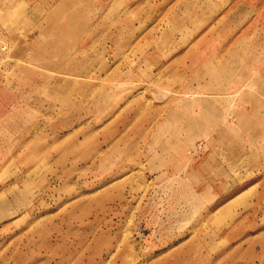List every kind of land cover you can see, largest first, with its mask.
<instances>
[{"label": "rangeland", "instance_id": "obj_1", "mask_svg": "<svg viewBox=\"0 0 264 264\" xmlns=\"http://www.w3.org/2000/svg\"><path fill=\"white\" fill-rule=\"evenodd\" d=\"M0 264H264V0H0Z\"/></svg>", "mask_w": 264, "mask_h": 264}, {"label": "built area", "instance_id": "obj_2", "mask_svg": "<svg viewBox=\"0 0 264 264\" xmlns=\"http://www.w3.org/2000/svg\"><path fill=\"white\" fill-rule=\"evenodd\" d=\"M0 49H1V41H0Z\"/></svg>", "mask_w": 264, "mask_h": 264}]
</instances>
